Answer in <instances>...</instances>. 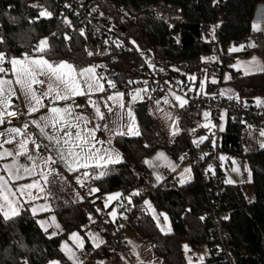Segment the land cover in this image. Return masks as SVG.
<instances>
[{
    "label": "trees",
    "instance_id": "16d2710c",
    "mask_svg": "<svg viewBox=\"0 0 264 264\" xmlns=\"http://www.w3.org/2000/svg\"><path fill=\"white\" fill-rule=\"evenodd\" d=\"M74 1H79L82 11L92 18H109L111 33L104 42L109 47L107 55H88L86 43L93 39L89 22L63 0H0V52H4L7 58L21 56L32 52L33 46H39L40 41L46 39L47 47L41 53L51 61L66 60L79 68L97 65L99 73L104 65L113 76L112 83L123 86L137 83L145 77L135 49L125 48L130 43L150 52L152 61L167 75L173 74L187 81L185 71H194L199 83L206 69L208 73L217 69L204 63L202 55L219 50L224 53L223 65L227 59H233L235 55L228 53L227 47L249 36L256 8L264 2ZM168 4L181 7L184 14L182 22L170 25L157 16L155 8ZM44 9L52 15L40 16ZM195 24L200 27V37L183 45L182 36ZM231 81L239 95L238 101L256 103L259 97L264 96V71L246 74L232 69ZM105 84L108 87V82ZM211 88L212 84H209L208 89ZM133 107L139 135L124 134L114 138V144L122 154L121 162L108 164L101 171L92 168L89 171L92 175L84 177L83 192L91 186L99 191L77 200L59 181L49 183L54 211L63 233L78 230L85 235L89 228H98L105 235V241L111 233H117L122 228L124 217L120 214L115 219L104 217L106 209L102 203L108 192L119 190L123 194L119 211L125 210L127 224L137 235L150 242L164 264H191L186 260L183 244L193 250L196 245L208 247L209 254L205 259L194 264H264V146H249L255 142V137H251L248 123L228 110L227 123L225 129L219 132L217 147L219 152L223 150L231 155H240L248 161L253 200L245 197L238 184L224 181L219 167L212 173L206 166H197L192 162L193 177L189 181L180 183L169 177L153 185L145 173L143 158L154 149L162 148L178 163H184L181 157L190 151L189 137L181 128L171 139L154 113L150 99H140ZM201 130L198 128L197 134ZM100 172L105 174L93 178ZM204 174H208L207 179ZM134 192L139 195H132ZM146 196L158 210L168 213L172 224L170 232H162L146 210L143 205ZM102 225L107 230L102 229ZM102 249L107 261L100 259L99 264H135L127 261L117 248ZM86 250L91 256L101 258L99 249L91 248L88 242ZM52 258L70 264L60 249L59 235L44 231L28 208L7 220L0 215V264H45Z\"/></svg>",
    "mask_w": 264,
    "mask_h": 264
},
{
    "label": "snow or ice",
    "instance_id": "6c2138e0",
    "mask_svg": "<svg viewBox=\"0 0 264 264\" xmlns=\"http://www.w3.org/2000/svg\"><path fill=\"white\" fill-rule=\"evenodd\" d=\"M37 7V5H33ZM52 15L47 9H44L40 12V16ZM253 30L258 31V24H253ZM68 38V37H66ZM70 39V38H68ZM254 47V44L249 45ZM47 47V40H41L40 45L38 46V51L44 52ZM244 45L240 46V49H243ZM236 47L230 49V51H238ZM88 55L91 56L93 53L88 52ZM209 59V58H205ZM7 62L11 65V68L3 67L4 63ZM251 64L257 63L255 58ZM97 66H88L83 68H78L74 64L68 61H50L43 57L32 58L28 57L27 54L23 58H11L7 59L4 52H0V74H5L10 71L14 79H6L4 76H0V125L4 124V116L8 113V109L11 107L12 98L16 95V90L13 85H18L19 88L24 92L25 96L30 97V107L29 112H37L41 107H45L43 104L44 99H49L50 102L54 105L56 101L60 100H70L75 96L87 95L89 96V104L95 109V116L100 120L105 119V113L101 111V107L91 100V96L96 92H103L104 86L100 83L101 77L96 73ZM235 67V66H234ZM246 69V74H250L249 65H244ZM264 70V69H262ZM40 77H46V79H40ZM230 77H226L228 79ZM190 79L195 80L196 78L190 77ZM216 81L213 80V83ZM47 84V90L44 93L37 94L34 89V85H43ZM109 87H115V84L111 81H108ZM203 89V82L200 85ZM146 91V90H142ZM223 94V93H221ZM123 93H116L115 96H109L107 99L116 101L119 104L120 108H124L125 105L120 103ZM175 99L179 102L180 107H183L186 100L180 96H176L173 93ZM151 99V97H149ZM137 99H142L140 96V91H137L133 96L132 100L136 101ZM164 102L168 103L167 97L164 98ZM260 103V101H257ZM157 104L160 103L159 100L156 101ZM109 112L112 111L111 107L107 104L104 105ZM49 114L41 116L39 120H33L32 124L39 130V135L44 140H47V144H41L34 138H25L19 141V151L13 153L12 151L5 150L0 152V160L6 157H20L24 156L28 161L32 162V166L29 167L23 163H20L17 159H13L11 163H6L3 165V168L0 171L7 173L8 178L11 179H21L23 174L33 175L36 169L39 167L35 163V157L30 154L27 145L31 143L35 146L36 151L44 150L49 155L45 156L43 163L44 165L62 163L68 172H76L81 168H105L108 164L119 163L121 162V157L119 153H111L108 149H98L96 144H103V141H97L95 139V129H87L80 127V123L83 122L85 125L88 123V118L83 115L73 116V107L72 105H66L63 108L51 106L48 108ZM210 113L205 112L204 117L207 119ZM127 116L130 121L128 126V132L134 135H139L138 129L133 132L135 127V116L133 110L129 107L127 109ZM168 118L172 119L171 114H168ZM73 120L76 122L73 123ZM28 125H24V129H27ZM97 127H100L97 125ZM107 128V125H104ZM204 127H208L207 124ZM49 129L52 131L50 132ZM118 135H124L123 131L117 130ZM175 131H173V135ZM24 135L21 128H8L3 132H0V137H7L2 142H0V147H3V144H11L18 136ZM261 136H264V130L260 132ZM206 137H201L199 142H202ZM110 142V141H109ZM196 141H194L195 143ZM55 154V156L52 155ZM115 156V159L113 158ZM158 158H164L163 154H158ZM182 159V158H181ZM221 159H224L221 157ZM145 163H149L145 161ZM175 170V166H173ZM238 171V169H233ZM185 171H190V169H185ZM60 175L54 168H49L47 173L41 172L39 175L42 177L44 184L55 183V180H49L51 175ZM105 173L100 172L98 176H93V178H99ZM92 173L85 171L83 173L84 177H89ZM66 179V177L64 178ZM157 179H160L158 176ZM76 182L83 184V181L78 176L76 177ZM184 181L181 180V183ZM231 183L232 181H227ZM39 188L41 191L44 190L43 186L39 184V181H33L32 183L22 185L16 191H13L9 187V180L5 178L4 175H0V215L4 219H10L12 216L19 214V200L17 198V192L21 196H28L30 199H35L36 197L32 196L30 189ZM92 192L99 191L98 188L91 189ZM123 194L120 192L109 194L105 201V207L108 206V203L112 200H118ZM132 195H139L138 192L132 193ZM147 204L148 202L145 201ZM151 208V205L149 204ZM41 210H47L46 207H42ZM33 214L36 213L37 209H32ZM99 212L100 209H97ZM109 215H115V211L109 213ZM160 215L164 216V219L167 220V216L163 213ZM157 219L158 217H154ZM91 219V217H89ZM53 222L55 218L53 217ZM43 225V221L40 222ZM56 227H59L57 224ZM163 231V229H161ZM74 242H76L78 247H83V241L79 237L78 233H72L70 236ZM97 247L99 245H96ZM187 250V246H185ZM63 250L68 255L69 259L75 261V256L70 247L67 244L63 246ZM52 264H59V262H52Z\"/></svg>",
    "mask_w": 264,
    "mask_h": 264
},
{
    "label": "crops",
    "instance_id": "0c3cea01",
    "mask_svg": "<svg viewBox=\"0 0 264 264\" xmlns=\"http://www.w3.org/2000/svg\"><path fill=\"white\" fill-rule=\"evenodd\" d=\"M263 18H264V2L258 4V6L256 8L255 16H254V21H256V23H258V26L259 25L261 26L264 22ZM254 21H253V24H254ZM260 26H259V28H260ZM256 33H260L263 35V32L261 29H259L258 31H254L253 27H252L251 33L249 35H251V34L254 35ZM250 43L252 44V41H250L248 38V40H246V42L244 43V48L240 52H244L245 54L250 53V51L248 50V47H250L249 45H251ZM25 54H27L28 57H32V58L43 57L45 59H48L40 51H32L30 53H25ZM25 54H23L21 56H16L15 58H23ZM11 58H13V57H11ZM11 58H7V59L10 60ZM48 60H50V59H48ZM63 61H66V60H63ZM68 62H70V61H68ZM70 63H72V62H70ZM88 66H95V65H86L84 67H88ZM3 67L10 69L11 65L6 62V64L3 65ZM81 68H83V67H81ZM96 73L98 74L99 77L102 78L100 80V83L104 86L105 90L103 92H96L95 94H93L91 96V100L95 101L101 107V111H103L105 113V120H106L105 125H107V128H105L104 126L102 128L97 127L99 118L96 117L95 115H94V117H88V115L82 110L80 100L85 99L87 101V103L89 104V96H87V95L75 96L72 99L67 100V101H64V100L56 101L54 105L50 102V98L44 99L43 104L45 105V107H41L40 110L37 112L30 113L29 112V107L31 106L30 105V97L25 96L24 92L19 88L18 85H13L15 90H16V95L12 98V102L14 100L20 101V103L22 104V106L25 110L27 118L26 119L25 118H16L14 120H9L8 115L11 113V108H9L8 109L9 114H6L4 116V124L0 125V132H3L8 128L16 127V128H21L24 135L16 137V139L11 144H3V147H0V152H4L5 150H8V151H12L13 153H16L17 151L20 150L19 149V141L20 140H23L25 138H32L33 133L38 134V136L40 137L39 130L32 124V121L33 120H39L41 116L48 115L49 114V111H48L49 107L56 106V107L63 108L66 105H72L73 116L83 115V116L88 118V123L85 125L83 122H81L80 127L85 128V130L95 129V133H94L95 139L97 141H103L104 142L103 144H96V148L108 149L111 153H119L121 160H122V154H121L120 150L117 148V146L114 144V138L116 135H118V134H116L117 130L123 131L127 135H134V134L128 132V126H129L130 121H129L128 116H127V109L129 107L133 110V113L135 116V127L133 128V132H135L137 129L139 131V126H138V123L136 120V115H135L134 107H133L134 103L137 100L136 101L132 100L133 95L130 96V98L125 97L126 94H124L120 90H114V89L108 90V87L106 86L104 79L100 75V73L98 72L97 68H96ZM0 76H4V78H6V79H14V77L12 76L10 71L7 73V75L0 74ZM40 79H46V77H40ZM34 89L37 92V94L44 93L47 90V84L34 85ZM116 93H123L124 94L123 97L121 98V101H120V103H123L125 105L124 108H120L119 104L116 101H112V100L107 99L109 96H115ZM108 102H111L110 106L108 105ZM105 104H107L109 107H111V109H112L111 112H109L108 109L104 107ZM94 111H95V109H94ZM75 122L76 121L73 120V123H75ZM25 124L28 125L27 129H24ZM49 131L51 132L52 130L49 129ZM5 138H7V137L6 136L0 137V142H2ZM40 138H41V144H47L48 143L47 140H44L42 137H40ZM253 143L258 145V142L256 139H255V142H253ZM27 148H28L30 154H32L36 158L35 163L37 165H39V167L36 169V171H35V173H33V175L29 176V175L23 174L21 179L15 180V179L8 178L7 173L0 171V175H4L5 178L9 180V187L13 191H16L22 185L32 183L34 180L39 181V184L41 186H43V188H44L43 191H41L39 188L26 190V191H30L32 193V196L36 197L35 199H30L26 195L21 196L19 194V192H17V198L19 200V212H21V210L24 208H28L30 210V212L33 214L32 209L36 208L37 211L33 215L36 217L38 224L40 225V227L44 231L48 232V234L59 235L60 249L62 250L64 255L67 257L70 264H88V263L91 264L90 262H88L89 253L86 250L87 242L90 244V247L93 248L91 243L89 242V238L78 230H72V231H69L67 233H63V228H62L61 222H60L57 214L54 211V204H53V200L51 197V192L48 188L49 184L45 185L42 177L39 174L41 172L47 173L49 171V168L56 169L60 175L53 174V175L49 176V180L54 179V180L59 181L60 184L62 185V187L65 190H67L69 192V194L74 199L82 200V199H84V197L86 195L92 194L93 192L91 191V189L96 188V187L91 186L90 188H88V190L83 192L81 189L82 185L76 182V177L79 176L81 178V180L83 181L84 178H82L80 176V173L85 172V171L89 172L92 168H88V169L81 168L76 172L70 173L67 171V169L64 167V165L62 163H57L54 165L49 164L46 166V165H44L43 160H44L45 156L49 155V153H47L44 150L36 151L35 146L32 145L31 143H29L27 145ZM158 154H163L164 158H158ZM52 155L55 156L54 153H52ZM113 158L115 159V156H113ZM13 159H17L20 163L28 165L29 167L32 166V162L28 161L26 159V157H24V156H20V157L13 156V157H6V158L0 160V169L3 168L4 164L11 163L13 161ZM145 161H148L149 163H145ZM158 166H160V168H162L164 166L163 168L165 171V176L162 179H161V177H160V179H157V177H156V174H158V169H157ZM173 166H175V170H173ZM143 167H144L146 175L148 176V179L150 180V182L153 185H157L169 177H170V180H177L179 182V174H178V172H179L178 168L180 167L179 163L176 160H174L168 154V152H166L162 148L154 149L153 151L148 153L143 158ZM98 169H99V171H101L103 168H98ZM65 177H66V179H64ZM117 192L121 193V191H119V190H114V191L109 192V194H113V193H117ZM108 195L107 194L105 195V197L103 199V203H102L103 208L106 209L103 216L106 218H108L109 211H110V209H112L114 207V204L117 205L120 203V198H119L118 200H112L111 202L108 203V206L105 207V201H106V198ZM42 207H46L47 210H41ZM118 207H119V205H118ZM117 216H119V212L115 217H117ZM53 217L55 218V222H53ZM41 221L44 222L43 225L40 223ZM57 224L59 225V227H56ZM126 225H128V224H126ZM125 227L126 226H122L123 239H125V236H124V228ZM74 232L78 233L79 237L82 239V241H83V247L82 248L78 247L76 242H74L72 239H70L71 234ZM65 244H67L68 247H70L72 249L74 256H75V261L72 259H69L68 255L63 250V246ZM52 262H59V264H63V262L58 258H52L49 261H47L45 264H52ZM24 264H28V263L24 262Z\"/></svg>",
    "mask_w": 264,
    "mask_h": 264
},
{
    "label": "built area",
    "instance_id": "2783aa9c",
    "mask_svg": "<svg viewBox=\"0 0 264 264\" xmlns=\"http://www.w3.org/2000/svg\"><path fill=\"white\" fill-rule=\"evenodd\" d=\"M64 3L74 7L75 11L82 15L84 19L89 22L90 32L93 37L92 40L86 43V49L91 51L93 55H107L109 53V47L104 44L107 36L111 33L110 20L106 16H100L99 18H92L88 14L82 11V5L79 1L74 0H63ZM156 14L158 17L165 19L170 25H175L184 20V14L181 7L168 4L163 7H156ZM248 39V37L246 38ZM251 44V43H250ZM252 49L261 53L264 56V36L260 33H256L252 37ZM135 49L142 64L141 71L145 74V77L137 83L124 84L123 86L109 87L108 90H120L123 93L130 96L134 95L137 91H140L142 99L152 97L153 100H159L161 103L163 99L167 97L168 106L171 110L175 111L181 121L182 131H184L189 137L190 151L184 154L181 158L182 162H192L197 166H206L208 170L216 169L219 167L220 156L219 149L217 147L219 142L220 131L218 128H212L210 131L203 130L201 133L205 134L206 139L202 142L197 134V128L192 125V122L198 123V115L203 111L210 113L211 119L216 121L219 116L221 108L231 110L239 116L240 119L248 123L251 129H259L264 127V104L252 103L246 100L238 101L232 98L225 97L218 92L213 90L212 93H203L198 90L197 81L193 80H182L173 74L167 75L164 70L152 61L151 53L148 51L140 50L132 44H128L125 48L129 47ZM38 46H33L32 51H37ZM230 46L227 47V50ZM121 50V48H120ZM219 51V50H217ZM240 55H243L242 53ZM221 57L223 59L224 53L222 52ZM97 66V65H96ZM100 75L104 78L105 82L108 79L112 82L113 76L108 73L102 65V71ZM213 87V86H212ZM147 90V93L142 91ZM174 94H178L187 103L183 107L176 102ZM140 99H137V101ZM82 110L88 115V117H94L95 111L85 99L80 100ZM111 105V102H108ZM11 113L8 115L9 120L16 118H27L25 110L19 100H14L11 103ZM106 123V120H98L99 128H102ZM174 135L171 136L173 139ZM32 138L37 139L41 143V138L38 134L33 133ZM194 141H196L194 143ZM84 172L80 173L83 176ZM204 178H208V174L203 175ZM126 207V204L124 205ZM143 208V207H141ZM128 222V218L124 217L121 220V225L124 226ZM102 229L107 230L105 225H102ZM111 229H113L111 227ZM122 228L116 233H111L109 238L104 242L103 247L110 250L117 248V250L126 254L128 251L125 248L124 239L122 235ZM196 251L203 250V245H196Z\"/></svg>",
    "mask_w": 264,
    "mask_h": 264
},
{
    "label": "rangeland",
    "instance_id": "374dc122",
    "mask_svg": "<svg viewBox=\"0 0 264 264\" xmlns=\"http://www.w3.org/2000/svg\"><path fill=\"white\" fill-rule=\"evenodd\" d=\"M264 19V18H263ZM256 23V21H254ZM258 24V23H256ZM260 26V25H259ZM263 32L264 35V22L260 26V28ZM252 36L253 34L249 35L248 38L250 41H252ZM212 39V37H209ZM208 39V38H207ZM45 40V39H44ZM248 39H244L238 44H230V49L233 47H236L237 49H240L241 45H244ZM230 49L227 50L228 53H233L235 56L233 59H227L225 62V65H223V59L221 57L222 52L221 51H213L212 53H206L202 55V60L204 63L209 64L210 66H216L217 69H215L213 72L208 73L207 69L205 70L204 74L201 77V80L198 84V90L203 92V93H212L213 90L208 89V85L212 84L214 91L218 92L219 94L226 96L228 98H233L235 100L239 99V95L231 81L232 78V69L236 71H241L243 73H246V69L244 67L245 64L249 65L250 73H255L258 71H264V56L261 55L260 52L252 49L251 47H248V50L250 53L245 54L244 52H240L242 49L238 51H230ZM243 55H240V54ZM209 58V59H205ZM255 58L257 63L251 64V62ZM235 66V67H234ZM220 68L222 70L220 71ZM180 71L182 72L183 70ZM220 71V72H219ZM188 80L190 77H195L196 79L193 81L197 80V74L194 71H185ZM226 77H230L226 79ZM213 80L216 82L213 83ZM108 81H110L108 79ZM201 82H203V89H201L200 85ZM146 90V89H143ZM144 93H147V90L144 91ZM176 96H179L178 94H175ZM181 97V96H180ZM150 99V98H149ZM151 106L154 111V113L157 115V117L161 120L166 134L167 135H173V131H175V134L181 131V121L179 119L178 114L171 110L168 106V103H165L164 101L159 104L156 103V100H153L151 97ZM164 100V99H163ZM258 101L260 103L256 102L257 104H264V96L259 97ZM176 102L179 104V102L176 100ZM208 111H203L198 115V123L192 122V125L195 126L197 129L200 128L205 131H210L212 128H218L219 131H222L225 129L226 123H227V116H228V110L226 108H221L219 111V116L216 121L211 119V116L207 119L204 117V113ZM209 113V112H208ZM168 114H171L172 119L168 118ZM207 124L208 127H204V125ZM201 130V131H202ZM264 130L263 128L259 129H251L250 135L251 137H255V139L258 142V146H264V136L260 135V132ZM174 134V135H175ZM205 137V134L200 133L198 138ZM252 142V141H251ZM254 143L252 142L249 144L250 147H252ZM220 156V162H219V168L223 172L224 175V181H232L231 183L238 184L242 192L244 193L245 197L248 200H253L254 199V189L251 184V170L250 166L248 164V161L240 156V155H231L228 154L227 152L221 150L219 152ZM223 157L224 159H221ZM179 182L181 183V180L184 182L189 181L193 177V165L192 163L189 162H184V163H179ZM164 167V166H163ZM160 168V166L157 167L158 169V174H156V177H161V179L165 176V171L164 168ZM185 169H190V171H185ZM233 169H238V171H234ZM206 171V168H204ZM215 169H211V172L213 173ZM150 181V180H149ZM183 182V183H184ZM111 192V191H110ZM109 192L107 193V195ZM145 201L148 203L146 204ZM149 204L151 205V208L149 207ZM119 204L115 205L112 209H110L109 213L115 211V215H109L111 219H115V216L118 214L125 217L126 213L125 210L119 211ZM143 205L146 208V210L153 216V217H158L159 223L156 218L155 221L159 227V229H163L162 232H170L172 230V224L170 217L168 213L162 210H158L152 200L146 196L143 200ZM118 208V209H117ZM161 213L165 214L167 216V220L164 219V216L160 215ZM126 226L124 228V236H125V248L128 251L126 254L122 253L121 251L119 252L123 257L126 258L127 261L131 263L133 261L135 264H164L163 258L156 253V251L153 249L151 246L150 242L147 240H144L141 238L139 235H137L134 230L129 226V225H124ZM86 236L89 238V242L91 243L92 247L95 249H99L98 253L100 252V257H97L96 255L91 256L89 254L88 257V262L91 264H99L100 259H103L105 261V253L102 251L103 249V244L105 242V235L102 233V231L98 228H89L85 232ZM96 245H99L98 247ZM185 246H187V250L185 249ZM183 249H184V254L186 257V260L194 264L198 261H202L205 259V257L209 254L208 247L206 245L203 246V250L201 251H196L193 250V248L189 247L186 244H183ZM89 252V250H88ZM89 264V263H88Z\"/></svg>",
    "mask_w": 264,
    "mask_h": 264
},
{
    "label": "water",
    "instance_id": "95a60500",
    "mask_svg": "<svg viewBox=\"0 0 264 264\" xmlns=\"http://www.w3.org/2000/svg\"><path fill=\"white\" fill-rule=\"evenodd\" d=\"M199 37H200V27L198 24H195L191 26L189 32H187L184 36H182L181 43L183 45H187L194 42V40Z\"/></svg>",
    "mask_w": 264,
    "mask_h": 264
}]
</instances>
